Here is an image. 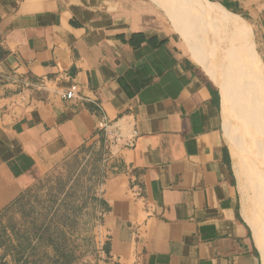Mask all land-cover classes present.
I'll use <instances>...</instances> for the list:
<instances>
[{"label":"crops","instance_id":"0c3cea01","mask_svg":"<svg viewBox=\"0 0 264 264\" xmlns=\"http://www.w3.org/2000/svg\"><path fill=\"white\" fill-rule=\"evenodd\" d=\"M205 1L264 25V0ZM169 22L144 0H0V210L106 118L110 264H264V126L241 117L238 169L232 96Z\"/></svg>","mask_w":264,"mask_h":264},{"label":"rangeland","instance_id":"374dc122","mask_svg":"<svg viewBox=\"0 0 264 264\" xmlns=\"http://www.w3.org/2000/svg\"><path fill=\"white\" fill-rule=\"evenodd\" d=\"M199 1L203 6H213ZM144 2L160 9L166 20L178 28L185 52L192 56L195 51L206 72L231 94L230 142L232 148L239 149L241 136L250 133L241 128V117L244 125L246 121L247 125L253 123L245 121L243 110L264 113V25L235 13L252 32L228 29L198 8L187 10L184 0L178 4H170V0ZM244 67L248 75L241 78ZM259 115L256 125L260 128L264 126L259 124L264 114L261 118ZM250 135L255 137L252 132ZM107 147L103 140L70 155L0 210V264H16L15 247L20 244L26 247L24 260L29 259L30 264L34 260L41 264H110L104 228L108 207L101 198L102 186L112 173ZM44 230L49 232L48 240L37 245L31 242ZM30 243L39 246L33 257L28 249Z\"/></svg>","mask_w":264,"mask_h":264},{"label":"bare ground","instance_id":"6f19581e","mask_svg":"<svg viewBox=\"0 0 264 264\" xmlns=\"http://www.w3.org/2000/svg\"><path fill=\"white\" fill-rule=\"evenodd\" d=\"M179 1V0H178ZM178 1H175V0H170V4H178L179 2ZM184 8H187V10H193L195 8H198V10L203 14L205 15H208L210 17H212L216 22H218L219 24H221L222 26H224L225 28H228V29H239V30H248L250 32H252L251 28L249 26H246V25H243L242 22L240 21V19H238V17L236 18H230V17H227L226 15H224V13H227L229 14L228 12H226L225 10H222L218 7H208V6H203L199 0H189L187 1V3L185 2L184 0ZM242 20V19H241ZM257 59V58H256ZM248 68H243V70L241 71L242 74H241V78H245L247 75H248V71H247ZM250 73V72H249ZM253 75V74H252ZM243 76V77H242ZM227 79H225V83L227 84L228 82L226 81ZM252 80H250L251 82ZM248 94L250 93L249 91L247 92ZM249 96V99L252 98V96H250V94L248 95ZM260 108V107H259ZM258 108V109H259ZM238 109V108H237ZM247 109L243 110V116L250 120L251 122H253L252 124L254 126H256V124L259 122V118H257V115L259 114H255V112L253 110H250L249 109V112L247 113ZM262 111V110H261ZM237 112V110H236ZM264 113H260V117L263 116ZM231 115H232V111H231ZM257 119V120H256ZM263 119V118H262ZM253 126V127H254ZM249 131V130H248ZM263 135V134H262ZM247 146V145H246ZM233 149V155H234V159H235V164H236V167L239 169L240 167V163L239 162V155H238V150L237 148H232ZM240 177H241V172L239 173Z\"/></svg>","mask_w":264,"mask_h":264},{"label":"built area","instance_id":"2783aa9c","mask_svg":"<svg viewBox=\"0 0 264 264\" xmlns=\"http://www.w3.org/2000/svg\"><path fill=\"white\" fill-rule=\"evenodd\" d=\"M22 84L24 85V87L29 88L32 85V83L28 80V79H23ZM38 86V85H37ZM36 86V87H37ZM42 86V85H41ZM38 87L40 89H42V87ZM77 90H78V86L77 85H72L71 88L66 91L63 94V98L66 100H73L76 98V94H77ZM97 131L99 134H102L104 137V141H116L119 142L121 140V138L118 136L113 123L109 120H107L106 118H104L103 120H101L98 125H97Z\"/></svg>","mask_w":264,"mask_h":264},{"label":"trees","instance_id":"16d2710c","mask_svg":"<svg viewBox=\"0 0 264 264\" xmlns=\"http://www.w3.org/2000/svg\"><path fill=\"white\" fill-rule=\"evenodd\" d=\"M0 214H2V212L0 211ZM48 238H50L49 232L47 230H44L43 233H41L39 236L34 237L31 242H34L36 245L37 243H41L42 241L48 240ZM35 240V241H34ZM31 245L28 247V249H30L32 251V257L33 255L35 256L37 254V251L39 250V246H32V243H30ZM2 246V242L0 241V247ZM25 251H26V247L22 244H20L18 247H15V262L16 264H30L29 259L28 260H24L25 258ZM32 264H41L40 261H33Z\"/></svg>","mask_w":264,"mask_h":264}]
</instances>
